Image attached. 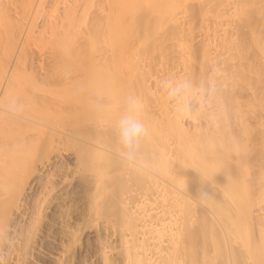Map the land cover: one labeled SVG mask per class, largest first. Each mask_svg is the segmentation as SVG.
Listing matches in <instances>:
<instances>
[{
    "label": "bare ground",
    "instance_id": "1",
    "mask_svg": "<svg viewBox=\"0 0 264 264\" xmlns=\"http://www.w3.org/2000/svg\"><path fill=\"white\" fill-rule=\"evenodd\" d=\"M170 75L211 76L216 106L178 113L160 87ZM129 91L154 172L119 154ZM91 229L93 254L75 256ZM46 255L264 264V0H0V264Z\"/></svg>",
    "mask_w": 264,
    "mask_h": 264
},
{
    "label": "clouds",
    "instance_id": "2",
    "mask_svg": "<svg viewBox=\"0 0 264 264\" xmlns=\"http://www.w3.org/2000/svg\"><path fill=\"white\" fill-rule=\"evenodd\" d=\"M160 87L167 100L178 113L195 110L213 109L218 102V85L211 76L208 79L192 80L178 76H165L160 80ZM195 102V110L192 105ZM92 107L102 110L107 104L100 99L93 100ZM7 109L22 113L24 105L15 98L6 103ZM142 103L138 95L129 91L121 99V110L115 121V137L123 164L135 171L159 170L157 157L147 156L143 150L144 142L149 136V128L141 117ZM201 192L200 196H204ZM209 195V194H207ZM199 196V197H200Z\"/></svg>",
    "mask_w": 264,
    "mask_h": 264
},
{
    "label": "rangeland",
    "instance_id": "3",
    "mask_svg": "<svg viewBox=\"0 0 264 264\" xmlns=\"http://www.w3.org/2000/svg\"><path fill=\"white\" fill-rule=\"evenodd\" d=\"M42 22H40V21H38V24H41ZM72 152V151H71ZM69 153L70 154V158H69V160L71 159L72 161L74 160V158H73V153ZM57 159H59V158H57ZM65 158L63 157V158H60V160H64ZM74 181V180H73ZM76 182V181H75ZM70 186H73V184H71ZM79 204V203H78ZM77 204V205H78ZM77 205H74V206H72V207H74V208H72L71 207V210H73L74 209V211L72 212L75 216L77 215V214H79L80 213V209H81V206H78V208H80L79 210H78V208H76L77 207ZM56 206H58V205H56ZM54 208H56V207H54ZM76 208V209H75ZM50 210V209H49ZM49 212H51L50 214L52 215L54 212H53V209H51ZM51 233H52V231H50ZM88 235V236H87ZM97 235H98V232H97V230H94V229H91V230H89V231H87V233H86V236L84 235V237H83V246H82V244L81 243H79L78 244V246H77V248H76V250H77V252L76 251H74L75 253V256L76 255H81V256H85L87 253V255H91V254H93L92 252L93 251H91V250H93L92 248H90V247H94L95 246V244H96V242H95V240H96V238H97ZM58 235L56 234V237H57ZM87 237H90L89 238V240L91 241V243L89 244V246H88V244L86 245V247H85V239L87 238ZM50 238H52V236H48V238H47V240L49 241V242H51V244H53V243H55L56 242V240L54 239V238H52V239H50ZM55 241V242H54ZM80 244H81V246H80ZM93 244V245H92ZM81 247V248H80ZM96 247V246H95ZM91 249V250H90ZM90 250V252H88ZM79 253V254H78ZM74 258H76V257H74ZM82 257H77L75 260H73V261H71L70 262V264H73V263H79V261H80V259H81ZM43 259H45V260H47L46 262H44L43 264H47V262L49 263V264H54V262H53V259L52 258H49V255L47 256H43ZM94 259H96V257L94 256ZM98 259V258H97ZM76 261V262H75ZM88 261H90V260H88ZM73 262V263H72Z\"/></svg>",
    "mask_w": 264,
    "mask_h": 264
}]
</instances>
